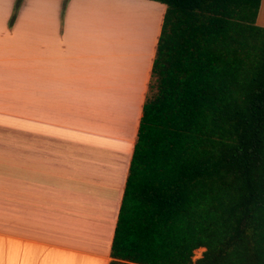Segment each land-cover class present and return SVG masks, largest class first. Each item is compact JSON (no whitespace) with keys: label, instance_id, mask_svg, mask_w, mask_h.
Instances as JSON below:
<instances>
[{"label":"crops","instance_id":"obj_1","mask_svg":"<svg viewBox=\"0 0 264 264\" xmlns=\"http://www.w3.org/2000/svg\"><path fill=\"white\" fill-rule=\"evenodd\" d=\"M65 1L0 0V264L112 262L167 8Z\"/></svg>","mask_w":264,"mask_h":264},{"label":"trees","instance_id":"obj_2","mask_svg":"<svg viewBox=\"0 0 264 264\" xmlns=\"http://www.w3.org/2000/svg\"><path fill=\"white\" fill-rule=\"evenodd\" d=\"M152 1L167 9L110 264H264L262 0Z\"/></svg>","mask_w":264,"mask_h":264},{"label":"rangeland","instance_id":"obj_3","mask_svg":"<svg viewBox=\"0 0 264 264\" xmlns=\"http://www.w3.org/2000/svg\"><path fill=\"white\" fill-rule=\"evenodd\" d=\"M22 2H23V0H17V3H16V6H15V12H14V15L12 16V18H11V21H10V26H12L13 24H14V21L16 20V18H17V14H18V11H19V9H20V7H21V4H22ZM65 4H67V0L65 1ZM115 4V3H114ZM119 4V3H118ZM118 4H115L116 6L118 5ZM121 6V5H120ZM115 12H113V14H112V24L113 25H115V26H117V30L119 31L120 30V37L123 39V30H124V27L126 26V25H130V26H136L135 25V23L134 22H129V23H127L126 21L127 20H131V19H133L132 17H131V19L130 18H128V17H130L131 15L130 14H126V13H124V15H121L122 13L121 12H125L124 10H120V12L119 11H117V10H114ZM130 15V16H129ZM117 16V17H116ZM139 17H141V16H139ZM138 17V18H139ZM137 18V19H138ZM140 19V18H139ZM126 22V23H125ZM138 26V25H137ZM115 38H116V36H115ZM205 250L204 249H200V250H198V251H196L195 252V256H194V261H196V260H198V259H200L201 257H202V254H203V252H204Z\"/></svg>","mask_w":264,"mask_h":264},{"label":"bare ground","instance_id":"obj_4","mask_svg":"<svg viewBox=\"0 0 264 264\" xmlns=\"http://www.w3.org/2000/svg\"><path fill=\"white\" fill-rule=\"evenodd\" d=\"M115 4H118V3H115ZM126 6H127V5H126ZM130 8H131V7H130ZM132 8H133V7H132ZM137 10H138V9H137ZM140 10H141V9H140ZM143 10H144V9H143ZM135 11H136V9H135ZM135 11H133L132 13H134ZM138 11H139V10H138ZM138 11L135 12V13H136V14H139V12H142V13H143V11H139V12H138ZM121 13H122L121 15H124V13H126V12H121ZM144 13H146V12H144ZM130 15H131V14H130ZM130 15H129V16H130ZM139 15H141V14H139ZM144 16H145V15H144ZM116 17H117V16H116ZM131 17H132V15H131L130 17H128V18L131 19ZM138 17H139V16H137V18H138ZM147 17H148V16H147ZM139 18H140V17H139ZM139 18H138V19H136V17H135V19L133 18V19L135 20L134 22H136V20L139 22V21L141 20L142 17L140 18V20H139ZM133 19H132V20H133ZM141 21H144V18H143V20H141ZM141 21H140V22H141ZM126 22L129 23L130 21L127 20ZM126 22H125V23H126ZM138 22L135 23V25L137 24V25L139 26L140 24H143V23H139V24H138ZM137 25H136V26H137ZM126 26H130V25H126ZM140 26H143V25H140ZM127 29H128V28H127Z\"/></svg>","mask_w":264,"mask_h":264}]
</instances>
